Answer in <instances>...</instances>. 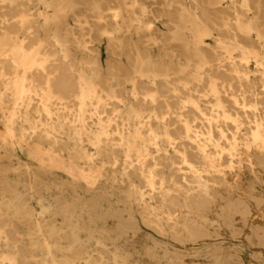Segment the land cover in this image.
<instances>
[{"label": "bare ground", "instance_id": "obj_1", "mask_svg": "<svg viewBox=\"0 0 264 264\" xmlns=\"http://www.w3.org/2000/svg\"><path fill=\"white\" fill-rule=\"evenodd\" d=\"M0 264H264V0H0Z\"/></svg>", "mask_w": 264, "mask_h": 264}, {"label": "rangeland", "instance_id": "obj_2", "mask_svg": "<svg viewBox=\"0 0 264 264\" xmlns=\"http://www.w3.org/2000/svg\"><path fill=\"white\" fill-rule=\"evenodd\" d=\"M69 28L71 29H74V31L78 32V29H76V23L71 19L69 20ZM160 29H162L163 31H165L164 27L161 25L160 26ZM87 32L86 30H84V33ZM88 37V34L85 35V38ZM89 46H91V44H89ZM151 52L153 53H156L158 50H157V46L152 44L151 45ZM174 49V48H173ZM100 55H101V63L103 65H105L107 62H111V61H114L116 58H114V56H112L110 54V52L108 51V49L106 48L105 44L102 43V46H101V50H100ZM245 259L246 260H249L248 258V255L245 254Z\"/></svg>", "mask_w": 264, "mask_h": 264}]
</instances>
